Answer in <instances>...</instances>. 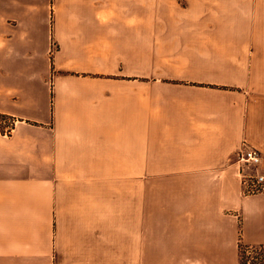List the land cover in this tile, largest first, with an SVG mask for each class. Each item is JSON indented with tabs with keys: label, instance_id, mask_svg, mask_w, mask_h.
<instances>
[{
	"label": "crops",
	"instance_id": "0c3cea01",
	"mask_svg": "<svg viewBox=\"0 0 264 264\" xmlns=\"http://www.w3.org/2000/svg\"><path fill=\"white\" fill-rule=\"evenodd\" d=\"M0 264H240L264 243V0H0ZM248 169V168H246Z\"/></svg>",
	"mask_w": 264,
	"mask_h": 264
},
{
	"label": "built area",
	"instance_id": "2783aa9c",
	"mask_svg": "<svg viewBox=\"0 0 264 264\" xmlns=\"http://www.w3.org/2000/svg\"><path fill=\"white\" fill-rule=\"evenodd\" d=\"M13 123V119L0 116V127L4 131H10ZM238 160L244 165L241 170L244 193L263 192L264 172L258 170L263 160L261 150L244 140L238 151Z\"/></svg>",
	"mask_w": 264,
	"mask_h": 264
},
{
	"label": "trees",
	"instance_id": "16d2710c",
	"mask_svg": "<svg viewBox=\"0 0 264 264\" xmlns=\"http://www.w3.org/2000/svg\"><path fill=\"white\" fill-rule=\"evenodd\" d=\"M8 118L7 115H2ZM10 117V116H9ZM239 263L240 264H264V243L247 244L240 237L239 241Z\"/></svg>",
	"mask_w": 264,
	"mask_h": 264
},
{
	"label": "rangeland",
	"instance_id": "374dc122",
	"mask_svg": "<svg viewBox=\"0 0 264 264\" xmlns=\"http://www.w3.org/2000/svg\"><path fill=\"white\" fill-rule=\"evenodd\" d=\"M2 115L5 116V114H2ZM1 118H3V116H1ZM8 118H11V117L8 116ZM11 119H13V118H11ZM13 124H14V123H13ZM13 124H12V126H13ZM0 129H4V128L0 127Z\"/></svg>",
	"mask_w": 264,
	"mask_h": 264
}]
</instances>
